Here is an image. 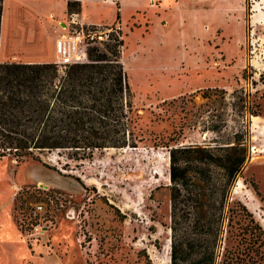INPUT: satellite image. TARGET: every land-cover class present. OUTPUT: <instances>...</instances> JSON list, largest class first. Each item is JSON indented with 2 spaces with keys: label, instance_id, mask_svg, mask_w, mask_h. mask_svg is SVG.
<instances>
[{
  "label": "rangeland",
  "instance_id": "374dc122",
  "mask_svg": "<svg viewBox=\"0 0 264 264\" xmlns=\"http://www.w3.org/2000/svg\"><path fill=\"white\" fill-rule=\"evenodd\" d=\"M69 1L5 0L0 61L43 52L53 63L50 32L57 37L74 14L98 21L90 23L97 29L119 26L138 138L135 147L85 157L58 149L37 160L0 158V185L15 193L13 217L27 246L52 248L63 264H171L169 149L235 139L247 155L229 201L247 212L235 217L228 245L250 220L264 231V0ZM107 44L103 36L97 47ZM241 88L259 115L233 109ZM184 230L195 237L192 223Z\"/></svg>",
  "mask_w": 264,
  "mask_h": 264
},
{
  "label": "trees",
  "instance_id": "16d2710c",
  "mask_svg": "<svg viewBox=\"0 0 264 264\" xmlns=\"http://www.w3.org/2000/svg\"><path fill=\"white\" fill-rule=\"evenodd\" d=\"M2 11L0 0V26ZM112 39L105 51L89 47V63L71 65L64 74L54 63L0 62V158L37 160V153L58 149L85 157L95 150L136 146L120 40ZM252 94L234 90L233 109L259 115ZM168 153L170 263L264 264V231L258 223L250 220L229 235L236 246L228 245L226 235L235 217L247 212L229 201L246 159L245 146L235 139L213 146H175ZM190 223L195 237L189 238L183 224Z\"/></svg>",
  "mask_w": 264,
  "mask_h": 264
},
{
  "label": "crops",
  "instance_id": "0c3cea01",
  "mask_svg": "<svg viewBox=\"0 0 264 264\" xmlns=\"http://www.w3.org/2000/svg\"><path fill=\"white\" fill-rule=\"evenodd\" d=\"M68 1L69 0H63L64 4ZM4 2L5 0H3V3ZM4 12L5 10L3 6V11L1 16V26L4 24ZM82 14H83L82 19L86 23H94V24L98 23V21L92 20L91 18H89V16L85 15L84 13ZM35 15H36L35 16L36 19H38L36 20V22L38 23V28L40 30L37 29L35 32H33L31 34V37L33 38L34 43L38 44L39 42L43 41V37L41 35L43 31L40 28V21L38 14ZM1 26H0V38L2 32ZM46 29H48V27ZM39 31L42 32L39 33ZM50 39H51L50 41L51 44L54 45L56 37L52 32H50ZM5 42L3 46L5 45ZM2 55H3V48H2ZM8 60L30 62V63L50 62L48 56L43 52L33 55L25 54L23 57H21V60L13 59L12 57L10 58V56L7 55L5 61ZM0 62H4V61H0ZM7 190L8 189H6L4 186L0 185V264H63L62 259L57 258V256H55L54 254L49 255L50 252H52V248L45 249L44 251L45 254H44V253H39L40 250H44V248L40 249L39 246H36L34 249H31L27 246L23 238V235L19 230L13 217V197L15 193L12 190L11 191L10 190L7 191ZM32 242H34L32 243V246L33 245L35 246L37 240H34Z\"/></svg>",
  "mask_w": 264,
  "mask_h": 264
},
{
  "label": "built area",
  "instance_id": "2783aa9c",
  "mask_svg": "<svg viewBox=\"0 0 264 264\" xmlns=\"http://www.w3.org/2000/svg\"><path fill=\"white\" fill-rule=\"evenodd\" d=\"M119 29V26L105 28L104 30L97 29V27H93L90 23L76 20L75 14L72 15V18L61 28L54 42L56 59L53 63L56 65L58 73L64 74L71 65L89 62L88 48L97 47V43L103 39V36L106 38L107 43L114 42L115 40L112 37L118 39L119 34L117 30ZM114 33L116 35H113ZM41 210L42 205L37 204L34 213L41 212ZM39 227V224L32 226L31 232L34 240L38 239L41 232Z\"/></svg>",
  "mask_w": 264,
  "mask_h": 264
},
{
  "label": "bare ground",
  "instance_id": "6f19581e",
  "mask_svg": "<svg viewBox=\"0 0 264 264\" xmlns=\"http://www.w3.org/2000/svg\"><path fill=\"white\" fill-rule=\"evenodd\" d=\"M258 117V116H257ZM254 118H256V117H254Z\"/></svg>",
  "mask_w": 264,
  "mask_h": 264
}]
</instances>
